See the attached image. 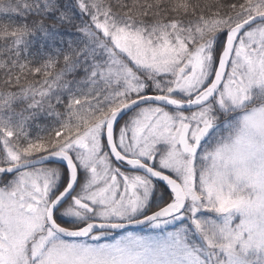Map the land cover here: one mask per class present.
I'll use <instances>...</instances> for the list:
<instances>
[{"label": "snow or ice", "instance_id": "1", "mask_svg": "<svg viewBox=\"0 0 264 264\" xmlns=\"http://www.w3.org/2000/svg\"><path fill=\"white\" fill-rule=\"evenodd\" d=\"M0 71V264H264V0H0Z\"/></svg>", "mask_w": 264, "mask_h": 264}, {"label": "trees", "instance_id": "2", "mask_svg": "<svg viewBox=\"0 0 264 264\" xmlns=\"http://www.w3.org/2000/svg\"><path fill=\"white\" fill-rule=\"evenodd\" d=\"M33 53L37 56L40 54V42L37 41L33 46ZM4 79V73L0 71V81Z\"/></svg>", "mask_w": 264, "mask_h": 264}]
</instances>
